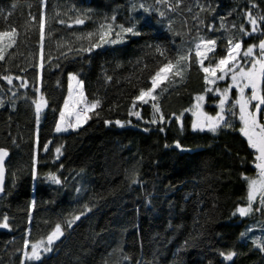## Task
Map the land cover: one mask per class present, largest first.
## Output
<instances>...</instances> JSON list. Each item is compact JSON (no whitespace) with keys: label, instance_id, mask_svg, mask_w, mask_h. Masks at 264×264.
<instances>
[{"label":"trees","instance_id":"trees-1","mask_svg":"<svg viewBox=\"0 0 264 264\" xmlns=\"http://www.w3.org/2000/svg\"><path fill=\"white\" fill-rule=\"evenodd\" d=\"M249 13L258 35L245 34ZM260 17L264 0H0V30L17 33L0 61V77H13L11 85L0 78L8 153L0 222L9 224L0 228V264H264V219L255 227L235 214L257 172L254 150L233 121L213 133L175 120L206 87L196 44L216 41L203 63L213 66L229 40L243 48L264 40ZM177 60L181 76L173 67L155 99L138 101ZM70 74L86 101L99 103L83 124L57 133ZM58 224L51 251L27 260L24 241ZM230 252L227 261L221 253Z\"/></svg>","mask_w":264,"mask_h":264},{"label":"snow or ice","instance_id":"snow-or-ice-1","mask_svg":"<svg viewBox=\"0 0 264 264\" xmlns=\"http://www.w3.org/2000/svg\"><path fill=\"white\" fill-rule=\"evenodd\" d=\"M163 15V13H161ZM261 20H264V17H260ZM248 21L252 25L251 32L254 33L258 31V21L256 18H253L251 13L248 14ZM78 23H82V21H77ZM40 26V35H41V61H43V39H44V28L45 23L44 20L41 19L39 22ZM242 32L245 31L243 27L240 29ZM121 31L132 33V28L124 29L122 28ZM137 34L138 33H134ZM245 34L250 35L251 33L246 32ZM16 29L13 27L10 30L4 31L0 30V61L5 60V49L13 47V45L16 43L15 37H16ZM115 42V41H113ZM204 44V47L207 48L208 45H215V40H209L207 42H202ZM229 49L228 54L226 57H222L219 59L218 63L214 67H203V71L206 73L205 82L211 83L212 81H209L208 75H214L215 72L219 71L222 73V75L219 77V79H224L225 76L228 75V73H231V81L232 86L236 87L239 91V98L234 101V103L230 106L225 107L227 103L229 88H225L222 92L223 98L219 102V113H217L216 116H210L206 113H203L202 111L194 112L193 115L197 116V120L192 124L193 130H199L204 131L208 130L213 133L217 131V129L221 127H231L230 122L226 120V113H231L233 116H235L237 113L234 111L236 106L239 108L238 118L242 124V127L239 129L241 134L246 137L247 142L249 144V147L254 150V167L257 169V176L256 178H246L248 180V207L247 208H239L238 212L241 216H245L249 214V212L252 211V204L257 200V197H259V202L261 204V208H258L257 210L264 209V109L261 108L262 105H264V95H261V85L264 84V40H262L258 46L253 45L249 46L246 51L243 52L242 57L243 59H239L240 54L236 51L237 49L241 48V43H232L231 40H229ZM259 49V56L254 55V49ZM211 50V49H209ZM195 53L197 57H201L203 53L201 52V44L196 45ZM187 57H180V60H184ZM180 60H177L175 62V65L172 61H169L167 64H165L162 68L159 69V71L156 72L154 76L151 77V84L152 87L147 90H141L140 95L137 97V99L142 100L144 103H147L148 101L144 99V97H152L153 92L155 89L159 86V80L161 78V73H165L170 71L173 67H176V71L174 75L181 76L183 72V68L179 67ZM201 65L203 66V59L200 60ZM250 65V66H249ZM43 64L41 63V67ZM7 81L9 85L13 82V77L11 76H3L0 77ZM19 79V77H17ZM75 76H70L69 80H75ZM26 82L22 83L20 87H25ZM246 88L251 89V95L248 97H245L244 91ZM207 91H212L211 88L207 89ZM219 93V89L216 90ZM15 95V93H13ZM72 90L71 85H69V98H71ZM83 94L81 93V96ZM40 100L46 104V101H44L43 96H41ZM204 96H198L197 101H203ZM257 101V103L252 106L251 102ZM33 103L36 106V112H37V119H39V114L41 111V103H37L35 100ZM98 101L91 104L90 108L94 109L98 106ZM153 108L155 109V112H159L160 109L157 105L153 104ZM197 109L201 108V105L197 104ZM69 109V101L65 100L64 102V110L60 111V122L56 124V131L62 132L67 131L69 127H73V124L68 121L66 123V114L71 115L72 113L68 112ZM90 110V109H89ZM137 117L139 118V113H135ZM76 117V125L81 124V113L75 112ZM86 113L83 116L84 121L87 120ZM179 119V118H178ZM159 120L163 121L164 117L163 115L159 116ZM157 122V117L154 115L151 123L155 124ZM105 123H110L109 121H105ZM117 125L123 127L124 125L120 121L115 122ZM64 124L65 126L62 127L61 125ZM163 131V129H161ZM177 148H180L181 146L179 143L176 144ZM47 148V145H45V149ZM60 149H57V152H59ZM7 155V152L3 149H0V178H2L3 175V160L4 157ZM50 179L54 183H60V181L55 177L51 176ZM0 183H2V179H0ZM0 191H3L2 188H0ZM76 220H79L80 217H75ZM72 222H69V226H71ZM8 217H3V222H0V228H8ZM63 235L61 226L58 224L55 227V230L47 236V240H41L37 243H31L29 240L24 241V257L27 260H36L39 261L41 259V251L48 252L51 251V245L54 243L55 240L59 239L60 236ZM31 248V251L28 252L26 249ZM225 257L226 260H232L233 256L235 255L234 252L230 253H221Z\"/></svg>","mask_w":264,"mask_h":264},{"label":"rangeland","instance_id":"rangeland-1","mask_svg":"<svg viewBox=\"0 0 264 264\" xmlns=\"http://www.w3.org/2000/svg\"><path fill=\"white\" fill-rule=\"evenodd\" d=\"M250 27L252 29V25L251 24H250ZM257 32L258 31L252 33L250 31L251 34H257ZM202 42H204V41H200V42L197 43V44H201V52L203 53V55L201 57H198V59H199V61L201 59H203V63H204V61L207 59V56H208L209 52L212 50V46L211 45H208V47L205 48L204 47V44ZM258 45L259 44H256V46H258ZM249 46H253V45H248V46H246L244 48L241 47L240 49H237L236 50L240 54L239 59H241V60L243 59L242 54H243L244 51H246V49ZM195 49H196V46H195ZM209 49H211V50H209ZM227 54H228V52L226 53L225 57L227 56ZM254 55L259 56V49H258V47L254 49ZM217 63H218V61L216 62V64ZM215 65L210 66V65H204L203 64V67H214ZM203 67H202V69H203ZM169 73H170V71L165 72V73H161V78L159 80V85L164 80H166V78L168 77ZM221 75H222V73L219 72V71L215 72L214 75L209 74L208 75V79H209V81H212V82L211 83H206L205 90L203 92H201V93L196 94L193 97V100H192L191 105L188 108H186L184 111H182L180 114L175 115V120L178 121V122H181L182 120H185L186 119V121L188 123L189 129L193 130L192 124L197 120V116L193 115L194 112L202 111L203 113H206V114H208L210 116H216L217 113H219V111H220V109H219V102L223 98V96L221 94H222V92H223V90L225 88H229L230 89L229 90V93H228L227 103H226L225 107L227 109L228 106L232 105L234 103V101L239 98V91H238V89L236 87L232 86L231 73L230 72L228 73L227 76H225L224 79H219V77ZM70 76H74V75L73 74H70L69 77ZM205 77H206V73H205ZM69 85H71V90H72L71 98H69ZM209 88H211L212 91H207V89H209ZM217 89L220 90L219 93L216 91ZM81 93L83 94L82 96H81ZM260 94L261 95H264V84L261 85V92H260ZM244 95H245V97L250 96L251 95V89L250 88H246L245 91H244ZM198 96H204V100L203 101H197V97ZM150 98L151 97H144L145 100H148ZM66 100L69 101V109H68V112L72 113L70 116L66 114V123L68 121H70L73 124V127H69L67 129V131H62V132H68L70 130L76 129L78 126H80L81 124H83L85 122L84 119H83L84 114L86 113V115H88V112L90 110H92L90 108L91 103H88L86 101V99L84 97V93H83L82 87H81V83L79 82V80L77 78L75 80H71V81L69 80V83H68V96H67V99ZM138 101L143 102L142 100H139V99H138ZM198 103L201 105V108L200 109H197V107H196ZM256 103H257V101H252L251 102L252 106H254ZM261 108L264 109V105H262ZM63 110H64V106H63ZM234 111L237 113L235 116H233L231 113H226V120L228 122H230V123H232V121L234 123H236V125L238 126L237 127V130L239 131V129L242 127V124H241V122H240V120L238 118V113H239L238 106H236V108L234 109ZM75 112H80L81 113V121L82 122H81L80 125H76V122H75L76 121ZM58 122H60V116H59V118L57 120V123ZM61 126L64 127L65 125L62 124ZM182 127L183 126H181V128ZM55 129H56V126H55ZM55 132H57V131L55 130ZM62 132H57V133H62ZM240 134H241V132H240ZM243 137L246 139L245 136H243ZM246 141H247V139H246ZM256 176H257V172L251 178H256ZM247 183H248V180H247ZM248 204H249V201H248V190H247L246 203L244 205H242V206H239L236 209V213L235 214L237 215V217L239 219H251L252 220V223H253L252 225H254L255 227H258V225H259L258 222H260V221H262V219H264V209L259 210V211L257 210L258 208H261V204L259 202V197H257V200L255 202H253V204H252V211L249 212V214H247L245 216H241L240 213L238 212V209L239 208H247L248 207ZM41 240L46 241L47 240V237H45L44 239H41ZM41 240H39V241H41ZM39 241H37V242H39ZM37 242H34V243H37ZM52 245H51V249H52ZM26 251L30 252L31 251V248L29 247L28 249H26ZM49 252L50 251H48V252L41 251V256L43 254H46V253H49Z\"/></svg>","mask_w":264,"mask_h":264},{"label":"water","instance_id":"water-1","mask_svg":"<svg viewBox=\"0 0 264 264\" xmlns=\"http://www.w3.org/2000/svg\"><path fill=\"white\" fill-rule=\"evenodd\" d=\"M0 149H2V148H0ZM3 150H5V149H3ZM7 160H8V153L4 157V160H3V175H2V178H0V179H2V183H0V188H2L3 190H4V178H5V163ZM2 194H3V191H0V197L2 196Z\"/></svg>","mask_w":264,"mask_h":264}]
</instances>
